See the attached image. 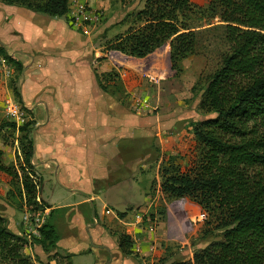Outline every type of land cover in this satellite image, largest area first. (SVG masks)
I'll return each mask as SVG.
<instances>
[{"label": "rangeland", "instance_id": "rangeland-1", "mask_svg": "<svg viewBox=\"0 0 264 264\" xmlns=\"http://www.w3.org/2000/svg\"><path fill=\"white\" fill-rule=\"evenodd\" d=\"M78 3H84L92 16H99V21L76 23L71 8H75ZM210 3L211 0H190V9L180 16L179 25L195 32L197 49L194 55L180 61L177 67L171 62L170 41L142 59L127 56L109 47L118 35L125 34L130 27L140 25L132 18L127 19V16L144 9L146 0H70L68 16L53 19L55 23L52 27L56 30L50 28L45 49L34 54L26 52L29 57L14 54L23 66L29 64L21 74L6 60L7 50L0 43V148L5 153L7 166L19 169L23 165L20 140L26 132H21L19 128L28 122L33 121L27 132L30 130L35 141L52 139L55 135L50 130L52 127L45 128L48 123L56 124L57 119L48 116L42 103L46 100L42 97L47 91H52L49 101H54V91L47 90L46 80L42 82V71L46 69L44 58L53 61L63 58L79 64L80 68L90 66L92 76L96 75L104 88L101 91L112 94V98L102 96L97 99L101 107L112 103V113L99 115L98 119L92 121L93 132L97 127L104 129L107 125L104 135L97 137L106 146L100 147L94 142L91 146L92 169L97 178L103 177L102 173L106 176L103 172L106 168L109 169V176L100 181L95 190L101 201L80 206L76 210L91 220L93 206L101 213L103 202L108 203L110 216L101 221L103 228L117 235L119 243L121 236L132 232L133 228L136 239L142 242L141 253L133 250V240L131 254H123L120 249L122 255L135 264L187 261L193 258L196 251L222 238L219 230L206 234L208 216L196 204L189 199L172 198L162 190V184L170 172H199V166L205 163L208 152L206 146L197 140L193 125L216 117L200 109L202 86L207 77L219 69L224 55L230 50L226 37L227 24L220 19L219 14L211 10ZM3 6L0 2V9ZM61 40L62 46L56 47ZM34 62L37 65L31 68ZM14 88L19 90L30 112L22 109ZM137 99L141 102L138 103ZM10 123H16V129L10 127ZM75 129L72 128L68 135L71 142H66L65 147L62 145L54 148L55 155L65 157L63 155L69 153L67 150L71 151L69 145L72 147L78 140V135L73 132ZM258 136L264 139V129L259 131ZM226 139H234V136H227ZM71 153L72 157L77 155ZM46 155L51 157L49 152ZM42 160L44 158L36 159L35 164L38 165L35 166V176L32 178L39 186V189L36 188L37 195L45 207H50L49 204H77L86 199L81 195L69 197L63 184L70 189H78V179L86 181V178L84 173L80 172L79 175L76 168L79 165L87 166V160L79 164L76 159H64L58 173H55L56 165L50 166L49 162ZM66 170L74 177L67 180L68 184L62 179ZM260 172L264 173V166L248 168L244 172L245 179L252 180ZM35 206L28 204L21 184L9 177L0 176V216L7 220L12 233L27 237L23 227L24 212ZM70 211L68 208L53 215L52 221L60 220L61 233L68 229L66 213ZM138 215L141 217L136 227L125 225L136 222ZM75 224V240L78 248H84L90 241L81 237L79 232L88 238L89 228L85 219L81 222L84 229L80 223ZM40 239L33 235L27 239L23 255L31 258L33 264H68L70 256L55 253L57 247L44 250L39 244ZM88 247L92 249L91 244ZM92 256L90 262L85 258V264H92ZM81 262L76 260L74 264Z\"/></svg>", "mask_w": 264, "mask_h": 264}, {"label": "trees", "instance_id": "trees-1", "mask_svg": "<svg viewBox=\"0 0 264 264\" xmlns=\"http://www.w3.org/2000/svg\"><path fill=\"white\" fill-rule=\"evenodd\" d=\"M0 2L50 18L67 17L70 10V0ZM210 8L227 24L230 50L202 86L200 109L216 117L193 125L197 140L208 152L199 172H170L162 190L172 198L196 204L208 216L206 234L219 230L222 238L196 251L192 259L172 264H264V173L252 180H246L244 173L248 168L264 166V139L258 136L264 129V0H211ZM189 9L190 0H146L144 9L127 16L140 25L118 35L109 47L142 59L170 41L171 62L177 67L197 49L195 32L179 25L180 16ZM5 56L21 74L22 62L7 51ZM14 91L22 109L30 112L19 90ZM30 123L33 121L19 128L26 132L20 140L23 165L19 169L7 166L0 148V176L21 184L28 204L44 210L43 204L36 203L32 178L35 141L30 130L27 132ZM9 126L17 127L16 123ZM227 136L234 139L227 140ZM41 236L39 244L44 250L57 247L59 236L49 221ZM26 244L27 239L12 233L7 220L0 216V264H33L23 255ZM130 246V236L122 235V253L131 254Z\"/></svg>", "mask_w": 264, "mask_h": 264}, {"label": "crops", "instance_id": "crops-1", "mask_svg": "<svg viewBox=\"0 0 264 264\" xmlns=\"http://www.w3.org/2000/svg\"><path fill=\"white\" fill-rule=\"evenodd\" d=\"M53 19L54 18L36 14L24 8L5 5L0 9V43L4 46L7 52L13 56H15L14 54H25L29 57L30 55L27 53H38V51L45 49V46L48 44L50 30H56L55 27H52L53 23H55L53 22ZM61 39H63V37H61ZM62 42L63 40H61V43L56 47L60 48L63 44ZM28 65L29 64H27L26 67H28ZM36 65L37 62H34L31 65V68ZM43 65L46 69L42 71V82L45 83L46 80L45 87L47 90L52 89L54 91V101H49L51 99L49 94L52 91H47L43 94L44 96L42 99L46 100L42 101V103L45 105L48 116H53L52 119L56 118L57 122L56 124L48 123V125L45 126V128L52 127L50 130L55 132L54 136L51 135L53 137L52 139L41 140L40 142L34 140L35 155L33 164L35 166L38 165L35 164L38 157H40V159L44 158L42 161L49 162L48 164L50 166L51 164L53 167L56 165L55 173H58L64 159L67 161L76 159L79 164L85 162V160L88 161L86 164L87 166L79 165L76 168L77 173L79 175L84 173V178H86V181L81 180L80 178L78 179V182L76 183L78 189H70L63 184V187L67 189L69 197L72 198L76 195H81L86 197V199L83 200L82 203H77L78 205H61L62 203L52 205L48 203L50 207H46L50 213L48 221L55 227L59 236L55 253L60 252L70 256V260L67 262L68 264H74L76 260H79V262L83 261L81 263L85 264L87 262L85 258L90 262L91 260L89 258L91 254L93 256L95 255V260L92 256V264H135L133 261L129 259L127 260L126 256L122 255L120 252L118 236L103 228L104 226L101 221L104 220L105 217L110 216L109 209L107 210V208H109L108 203L103 202L104 204L101 213H98L96 206H93V219L91 220L88 219L87 215H85L84 218L82 212L76 210L80 206L89 203L94 204L97 201H101L99 193H96L95 190L98 186L97 184L100 181L107 179L109 176V169L106 168L103 171L106 176L102 173V179L97 178L94 169H92L91 146L93 142L100 147L106 146L104 142L101 144L100 139L97 137L104 135V132L107 130V125H105L106 127L104 126V129L97 127L93 132L92 128L94 126H92V121L98 119L99 115L112 113L114 109L112 103L108 106L101 107L98 105L97 101V99L102 96L112 98V94L101 91L96 75L92 76V68L90 66L80 68L79 64L63 58H58L54 61L50 58H44ZM26 67L24 66V70ZM52 83L55 85H52ZM92 87L94 88L92 89ZM40 125L44 124L41 123ZM74 127H76V129L73 130V132L78 135V140L75 141V144L72 147L69 145L71 151L67 150L69 153L63 155L65 157L55 155L54 148H56V146L62 147L66 142H71L68 135H70V132L72 131L71 129ZM106 140L107 139H104V141ZM64 151L66 152V150ZM48 152L51 154V157H47L46 153L48 154ZM71 152L77 153V155L72 157L73 153ZM72 178L74 177L69 170H66L65 174L62 175L63 182L67 184V180ZM129 203L131 205V202ZM125 206L129 208L128 204ZM68 208L71 210L66 213V216L69 219L68 229L61 233L59 230L61 226L59 223L60 220L58 219L59 221L55 222L52 221V218L56 212L65 211ZM113 209L116 208L113 206ZM83 219H85L86 225L89 228L87 229L89 235L88 238H86V234L82 232H79V234L81 237H84L85 240H89L90 242H88L89 244L87 243L86 247L78 248V243L74 237L76 233L75 223L81 224ZM119 222L123 223L125 220H119ZM126 224L129 223H125V225ZM76 226L80 227L79 225ZM82 228L84 229L85 227L82 225ZM90 244L92 249L88 247ZM53 264L58 263L53 262Z\"/></svg>", "mask_w": 264, "mask_h": 264}, {"label": "built area", "instance_id": "built-area-1", "mask_svg": "<svg viewBox=\"0 0 264 264\" xmlns=\"http://www.w3.org/2000/svg\"><path fill=\"white\" fill-rule=\"evenodd\" d=\"M73 9V19L75 20L76 23H82L83 21L86 20H90L91 22H97L99 21V16H92V13H89L87 11V7L84 3H78L76 5L75 8H71V10ZM138 103L141 102L139 99H137ZM144 105V104H143ZM148 106V105H147ZM25 111V110H24ZM16 113V112H15ZM36 184V188L39 189V186L37 183ZM37 202L39 205H42V201L41 198L39 197V195H37L36 198ZM50 216L49 210L46 208L44 210H40V209H35V208H30L29 210L26 209L24 212V216H23V227H24V233L26 234V238L30 239L32 237V235L34 237H38L41 238V231L43 229V227L45 226V224L48 221V218ZM141 216L138 215L136 217V222H131L128 225L130 227H136L137 224H139L138 219ZM132 232H129L127 235L130 236L131 240L135 241V245H134V251L137 253H141L142 249V242L141 240H137L136 238V233H133V228L131 229Z\"/></svg>", "mask_w": 264, "mask_h": 264}]
</instances>
